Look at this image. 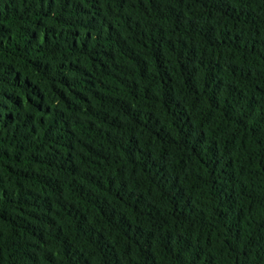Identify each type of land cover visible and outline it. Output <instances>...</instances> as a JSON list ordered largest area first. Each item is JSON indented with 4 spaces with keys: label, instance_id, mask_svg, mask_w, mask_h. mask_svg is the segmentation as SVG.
<instances>
[{
    "label": "trees",
    "instance_id": "16d2710c",
    "mask_svg": "<svg viewBox=\"0 0 264 264\" xmlns=\"http://www.w3.org/2000/svg\"><path fill=\"white\" fill-rule=\"evenodd\" d=\"M0 264H264V0H0Z\"/></svg>",
    "mask_w": 264,
    "mask_h": 264
}]
</instances>
